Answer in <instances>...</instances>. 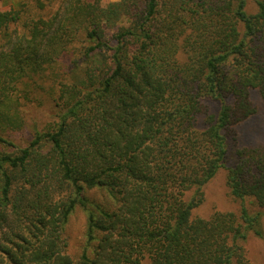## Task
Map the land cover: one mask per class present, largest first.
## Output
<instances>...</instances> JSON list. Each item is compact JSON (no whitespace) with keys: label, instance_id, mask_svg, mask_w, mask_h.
<instances>
[{"label":"trees","instance_id":"obj_1","mask_svg":"<svg viewBox=\"0 0 264 264\" xmlns=\"http://www.w3.org/2000/svg\"><path fill=\"white\" fill-rule=\"evenodd\" d=\"M47 80L59 111L20 145L7 136L27 127L23 107ZM253 89L264 98V0L0 12V264H253L264 151L230 153L235 126L256 113ZM221 169L240 212L196 217Z\"/></svg>","mask_w":264,"mask_h":264},{"label":"rangeland","instance_id":"obj_2","mask_svg":"<svg viewBox=\"0 0 264 264\" xmlns=\"http://www.w3.org/2000/svg\"><path fill=\"white\" fill-rule=\"evenodd\" d=\"M39 1L41 4H45L43 8L40 4L38 5L37 0H0V12L11 14V12L20 8V4H23L26 10V16L30 18L48 17L59 5V0ZM101 1L103 4H107L111 1L119 0ZM45 87V89L34 88L31 90L30 96L23 107L28 122L27 127L24 130L22 129V131L19 130L16 133H12V136H7L11 137L12 140L20 145L27 142V139L30 138L29 133H32L35 128H45L59 111V107L53 100L54 97L58 99L60 96L59 84H54V81L47 80V85ZM251 100L256 107V113L235 126L237 136L231 143V156H233L237 150L245 148H258L264 151V98L261 96L258 89H253L251 90ZM204 192L205 198L203 203L194 211L196 217L209 218L215 212H240V201L236 200L231 195L230 189L226 183V171L224 169H221L205 186ZM247 206L251 212L255 213L259 211V208L256 207L250 199L247 200ZM84 220V214L78 212L77 215L73 217L70 226L69 252L73 256H78L81 253L84 242V239H81ZM262 224L264 229V216ZM245 247L247 256L253 264H264V232L261 237L254 233H249Z\"/></svg>","mask_w":264,"mask_h":264}]
</instances>
